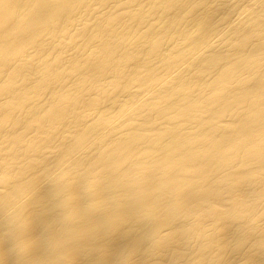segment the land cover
I'll return each instance as SVG.
<instances>
[{
  "label": "bare ground",
  "instance_id": "bare-ground-1",
  "mask_svg": "<svg viewBox=\"0 0 264 264\" xmlns=\"http://www.w3.org/2000/svg\"><path fill=\"white\" fill-rule=\"evenodd\" d=\"M0 264H264V0H0Z\"/></svg>",
  "mask_w": 264,
  "mask_h": 264
},
{
  "label": "clouds",
  "instance_id": "clouds-1",
  "mask_svg": "<svg viewBox=\"0 0 264 264\" xmlns=\"http://www.w3.org/2000/svg\"><path fill=\"white\" fill-rule=\"evenodd\" d=\"M85 189L92 194V189L89 187V185H87L86 183H83ZM91 206L92 207H95L93 206V204L91 203ZM171 237H163L161 235H153V238H152V247L153 248H158V247H161L163 246L164 244L167 243V241L170 239ZM18 248L19 250H23L22 249V246L18 245ZM125 261H127V258H124Z\"/></svg>",
  "mask_w": 264,
  "mask_h": 264
}]
</instances>
